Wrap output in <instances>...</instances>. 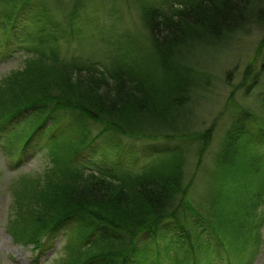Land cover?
<instances>
[{
  "label": "trees",
  "instance_id": "trees-1",
  "mask_svg": "<svg viewBox=\"0 0 264 264\" xmlns=\"http://www.w3.org/2000/svg\"><path fill=\"white\" fill-rule=\"evenodd\" d=\"M22 1L11 10L0 31L5 36L0 37L2 40L19 41L16 47L26 41L34 47L57 48L59 40L69 42L77 32L85 29L76 27L82 17L86 20L83 25L91 24L108 31L101 17L82 16L87 9L85 1L64 3L57 0L58 4L60 1L59 10L58 5L53 7L49 0ZM139 16L150 38L148 50L162 76L155 77V70L147 69L145 61L139 63L140 59L135 58L131 49H141L138 45L133 46L130 32L113 24L111 31L116 36L109 34L105 38V43L108 42L117 52H114L115 62L111 68L106 66L105 60L91 61L79 56L60 60L56 57L51 63L41 58L36 62L38 69L29 73L34 82L18 88L21 95H30H24V99H29H25L26 103L13 114L11 125L32 111L27 116L32 121L25 130L27 133L20 151L24 152L33 142L41 127L43 129L45 123L53 119L51 114L56 110H71L73 115L88 119L99 127L97 133H91L90 140L88 138L77 146L70 159L72 164L89 172L83 173L84 170L79 169L65 175L64 179L61 177L60 188L57 181L50 185L56 189L48 192L50 197L45 204L53 203V210L36 229L39 232L31 242L41 252L63 227L73 222L77 225L75 229L88 231L84 235L86 261L82 264L107 259L117 260L114 264H147L143 260H149L152 254L150 240L146 239L148 236L155 241L160 237L168 238L163 247L156 244L155 251L161 253V258L152 264H214L213 245L205 235V227H208L219 237L221 246L231 258H243L246 252L244 230H225L202 216L190 218L186 215L187 184L181 164L169 167V163H161L149 156L139 164V157L131 149L127 150L123 142L118 143V148L129 151L128 160L132 167L101 163L87 154L86 149L109 153V145L105 148L102 142H97L105 132L150 140L173 141L192 137V133L181 130L176 124L177 120H182L183 108L193 92L204 81V76L190 64V48L216 45L233 32L248 26H260L264 22V0H150L142 6ZM118 19V15L114 16V20ZM107 55L111 58L113 54L108 51ZM44 65L49 68L42 71ZM261 68L264 70V61ZM258 73L254 79L258 84L261 82L264 103V80L258 77ZM34 95L37 98H33ZM242 113L235 115L233 123L240 120ZM11 121L5 120L0 127ZM59 124L44 128L48 143H57L62 137ZM262 128L264 130V125ZM204 134L200 135L203 139ZM249 136L243 134L238 140L251 148L255 145L250 143H257ZM230 138L228 144L232 146L235 141L233 136ZM175 148L174 152H180L179 147ZM258 149L242 155L248 160L249 169H264V151ZM54 190L59 196H52ZM242 201L243 198L237 197L231 208L232 216L241 226L245 219L240 211ZM176 240L180 242L183 254L176 252L173 255L167 247Z\"/></svg>",
  "mask_w": 264,
  "mask_h": 264
},
{
  "label": "rangeland",
  "instance_id": "rangeland-1",
  "mask_svg": "<svg viewBox=\"0 0 264 264\" xmlns=\"http://www.w3.org/2000/svg\"><path fill=\"white\" fill-rule=\"evenodd\" d=\"M82 1L87 4L82 16L101 17L108 31L97 29L99 27L91 24L83 25L86 20L82 17L76 27L85 29L77 32L75 38L69 42L59 40L57 48L42 45L34 47L26 41L22 46L16 47L19 41L2 40L5 36L0 32V56L4 55L0 59V124L5 120H12L0 127V264H82L86 261L83 255L87 253L84 235L88 231L75 229L77 225L73 222L63 227L58 235L46 244L42 253L31 242L38 231L36 229L45 222L49 211L53 210V203L45 204L49 201L48 192L55 188L50 185L57 181L60 188L59 180L76 170L89 172L82 166L72 164L70 159L72 152L81 142L87 141L88 138L90 140L91 136L99 131L95 123L73 115L71 110H56L51 114L53 119L47 121L44 128L48 129L49 125L54 126L59 122L63 134L59 142L48 143L47 133L42 126L24 152L19 150L27 133L25 130L32 121L27 117L32 111L26 112V116L18 119L13 125L12 116L26 103L25 99H29H24V95L30 94L21 95L18 88L34 82L29 73L38 69L36 62L41 58L51 63L56 57L60 60L79 56L91 61L105 60L106 66L111 68L115 62V50L108 42L105 43V38L109 34L116 36L111 31V28L116 26L118 29H127L133 37V46L140 47L141 50L131 49L135 58L140 59L139 63L145 61L147 69L155 70L151 69L155 77L162 76L149 51L150 38L139 16L142 6L150 0ZM21 2L23 1L0 0V31L3 30L11 10L17 8ZM49 3L53 7L58 5L59 10L60 1L58 4L57 0H49ZM117 15L119 19L114 20ZM231 34L216 45L195 46L190 48L188 53L190 64L204 76V81L198 85L183 108L182 120L176 119L175 122L181 130L192 133V137L184 140L176 138L177 140L173 141L150 140L105 132L97 142H102L105 148L109 145V153L106 150L95 152L90 148L86 151L101 163L104 161L108 165L132 167L131 161L128 160L129 151L123 152L118 148V143L123 142L127 150L131 149L133 154L139 157V164L145 156V160L154 157L161 163H169V167L181 164L183 179L187 184L188 206L184 207L186 215L190 218L195 215L202 216L225 230L245 231L244 257L231 258L221 246L219 237L205 227V235L214 249V264H264V169H249L248 160L242 157L244 152L252 153L256 149L259 150L258 147L264 151V103L259 86L261 82L258 84L254 79L259 72L258 77L264 80V70L261 68L264 61V22L260 26H248ZM108 51L110 55L113 54L111 58L107 55ZM48 68V65H44L42 71ZM32 97L37 98L36 95ZM238 113L243 116L234 124L233 120ZM65 131L68 135L64 136ZM157 132H160V129ZM202 133L208 135L204 134L203 139L200 137ZM243 134L250 135L257 145L250 143L255 145L250 148L242 144L238 138ZM231 136L235 144L229 146ZM175 147H179L181 153L174 152L173 149H177ZM53 192L52 196H59L57 190L51 193ZM237 197L244 200L240 210L245 215L242 226L232 216L231 208ZM146 239L150 240L152 254L150 259L143 260V263L152 264L157 258H161V253L157 254L155 251L156 244L159 243L163 247L168 238L165 240L160 237L155 241L152 236H148ZM167 247L173 255L176 252L183 254L177 240ZM90 261L85 264L118 262L115 259Z\"/></svg>",
  "mask_w": 264,
  "mask_h": 264
}]
</instances>
